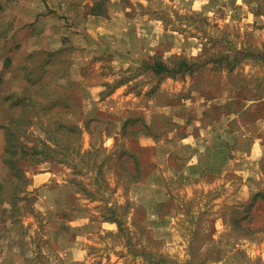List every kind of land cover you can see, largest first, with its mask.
<instances>
[{
  "label": "rangeland",
  "instance_id": "1",
  "mask_svg": "<svg viewBox=\"0 0 264 264\" xmlns=\"http://www.w3.org/2000/svg\"><path fill=\"white\" fill-rule=\"evenodd\" d=\"M97 1L0 0V88L6 57L58 51L44 66L70 70L78 125L66 143L40 113L23 135L35 150L22 198L0 203V264H264V0ZM128 118L146 133L124 134Z\"/></svg>",
  "mask_w": 264,
  "mask_h": 264
},
{
  "label": "trees",
  "instance_id": "2",
  "mask_svg": "<svg viewBox=\"0 0 264 264\" xmlns=\"http://www.w3.org/2000/svg\"><path fill=\"white\" fill-rule=\"evenodd\" d=\"M102 5L103 2L101 0L94 2L90 10L91 13H105L106 10ZM58 55H60L58 51L47 53V56H44L43 60L36 64L35 60H33L34 56L31 54L20 61L18 59L15 60L11 56L5 58L9 66L15 65L16 69L12 74L8 87L5 89L0 88V111L5 113L4 116L0 117V130L3 140L0 149V166L3 169V173H0V203L7 196H10L12 200L14 199V203H16L22 198L20 193L26 191L27 179L24 176L23 161L35 148L24 142L23 135L33 124L39 126L43 131V120L40 113L48 114V117L54 116V118L49 117L46 119V128H55L56 132L66 143H71L73 139H76L78 125L64 116L76 105L75 88H77V83L73 82L74 80L71 78L68 68L56 65L51 70L55 60H59L57 58ZM46 62L52 65L50 70L45 69L44 65ZM183 62L185 60L182 58L179 61V66H182ZM33 64L35 65L33 66ZM154 67L157 73L171 70L163 62H156ZM34 70L38 72V75H33ZM60 79H65V81L61 83L59 82ZM136 121V118L126 119L122 126L123 133L132 135L146 133L144 129H148V125L139 126L135 129ZM50 135V138L57 137L52 133ZM39 152H42V150H39ZM125 153L134 158L131 169L127 170L126 168L127 177L137 182L144 176H140V173L143 171L145 163L143 164L138 156L132 154V149H127ZM43 154L44 159H46L47 155L45 152ZM124 163L125 161H122L120 165ZM95 167L102 175V164ZM259 197H264V189L255 194L252 204L256 205ZM250 206L252 205H247L248 210ZM256 208L257 206L255 211ZM241 219L234 220V223L237 222L236 227L242 230L245 229L247 233L255 230V225L243 222Z\"/></svg>",
  "mask_w": 264,
  "mask_h": 264
}]
</instances>
